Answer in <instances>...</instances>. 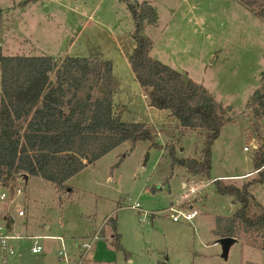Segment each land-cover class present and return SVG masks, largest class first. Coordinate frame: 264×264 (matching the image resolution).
I'll return each mask as SVG.
<instances>
[{"label": "rangeland", "instance_id": "obj_1", "mask_svg": "<svg viewBox=\"0 0 264 264\" xmlns=\"http://www.w3.org/2000/svg\"><path fill=\"white\" fill-rule=\"evenodd\" d=\"M145 1L158 14L156 25L144 29L152 40L150 55L232 108V119L211 144L209 174L194 177L172 164L167 149L140 140L131 149L125 141L101 156L69 178L65 190L38 176H22L18 181L23 193L8 209L14 231L23 238L14 242V253L0 264H65L57 256L58 241L41 237L42 250L31 253L29 236L60 235L65 246L73 248L99 228L100 236L84 264H264V249L252 243L249 233H240L224 258L212 232L217 215H231L239 206L231 196L217 192L214 181L240 187L258 176L251 158L258 140L255 119L246 102L259 86L264 68V21L236 0ZM0 11L2 54L60 59L76 51L95 55L100 50L106 56L102 59L113 55L119 78L135 93L131 107L137 108L139 90L130 82L135 80L128 66L133 21L124 0H0ZM115 42L122 50H115ZM135 110L120 112L121 119L149 123L158 131L156 141L173 144L178 157L200 158L203 137L198 130L178 127L163 110L150 108L152 116L141 111L135 116ZM259 123L264 131V121ZM262 170L263 180L248 188L255 198L247 208L250 217L264 208V166ZM134 201L140 210L130 208ZM7 203L0 201L2 216ZM189 204L196 211L190 221L171 219L170 206L185 209ZM16 209L25 215H17ZM109 217L115 218L120 234L118 249L110 238ZM258 236L259 242L264 232Z\"/></svg>", "mask_w": 264, "mask_h": 264}, {"label": "trees", "instance_id": "obj_2", "mask_svg": "<svg viewBox=\"0 0 264 264\" xmlns=\"http://www.w3.org/2000/svg\"><path fill=\"white\" fill-rule=\"evenodd\" d=\"M124 1L133 21L134 46L128 57L133 78L149 106L167 110L180 128L198 130L203 137L200 158L178 157L173 144L162 146L156 141L152 125L121 119L112 103L110 59L65 56L57 60L49 55L0 51V188L12 191L18 178L27 175L41 177L58 190L68 189L69 178L125 141L130 149L140 140L153 148L164 147L173 165L192 175L209 174L211 144L232 119V108L217 101L203 85L154 59L152 40L144 29L156 25V9L145 0ZM236 1L264 21V0ZM246 108L255 119L252 125L258 140L251 158L258 176L240 187L214 181L216 191L231 196L239 206L231 215H217L212 232L217 238L249 233L252 243L264 249V239H256L264 232V208L255 217L247 215L249 204L255 201L249 185L263 180L264 131L259 120L264 121V68ZM106 222L118 249L115 218Z\"/></svg>", "mask_w": 264, "mask_h": 264}, {"label": "built area", "instance_id": "obj_3", "mask_svg": "<svg viewBox=\"0 0 264 264\" xmlns=\"http://www.w3.org/2000/svg\"><path fill=\"white\" fill-rule=\"evenodd\" d=\"M253 147H256V143L254 141L251 142ZM244 149H248L244 147ZM21 179V178H18ZM182 185H184L182 183ZM23 193V188L20 185L19 181L13 185V190L11 191L10 187L0 188V201H7V210L6 215L0 214V262L6 263L8 257L14 253V242L23 238V236L13 229V215L12 212L9 211L8 206L14 203L16 198ZM18 204V203H17ZM19 208V207H17ZM130 208L140 210V205L138 201H134ZM17 215L23 216L24 211L22 209H16ZM170 212V217L173 221H177L180 218L190 221L194 215L196 214L195 210H188V209H177L173 206L168 208ZM2 216V218H1ZM12 222V223H11ZM99 232L96 231L91 234L89 237L80 240L79 242L75 243L76 248V257L72 258L71 254L66 249L64 240L62 236H56L55 238L59 241V248L57 250V256L60 260H62L65 264H84L85 257L92 247L94 241L98 238ZM47 237V236H44ZM32 239V244L30 246L31 253H38L42 250V246L38 243V239L41 236L33 235L29 236Z\"/></svg>", "mask_w": 264, "mask_h": 264}, {"label": "crops", "instance_id": "obj_4", "mask_svg": "<svg viewBox=\"0 0 264 264\" xmlns=\"http://www.w3.org/2000/svg\"><path fill=\"white\" fill-rule=\"evenodd\" d=\"M110 34V33H109ZM109 34H107V36L109 37ZM116 43L117 42H115V45H114V47H115V50H117V49H120V50H122L121 48H119L117 45H116ZM133 44H134V41H133ZM112 45L110 44V47H111ZM109 47V48H110ZM130 50H131V48H130ZM129 50V51H130ZM151 50H152V48H151ZM151 50H150V52H151ZM129 51H128V53H127V55L129 54ZM91 54H94V53H91ZM108 54H110V52L108 53ZM126 55V56H127ZM64 56H82V57H97V58H105L106 56L105 55H103V52L102 51H100V50H98V52H96L95 53V55H89V54H85V55H81V53H79L78 51H76L75 53H70L69 55L68 54H66V55H64ZM63 56V57H64ZM62 57V58H63ZM62 58H60V59H57V60H61ZM108 58H110V57H108ZM110 60H111V62H112V78H111V87H113V89H114V91L112 90V103H113V107L117 110V111H119V112H123L124 110H130V111H132V110H135V109H138V110H135V112H136V115L135 116H137V112L139 111H141V112H145V113H147V114H149L150 116H152V114H151V110H150V108H153V107H151V106H149L148 105V100H147V97H146V94H144V92H142L141 90H140V86L138 85V83L136 82V81H133L132 79H131V84H132V86H133V88L134 89H136V90H139V94H138V98L140 99L139 100V104H138V106H137V108H132L131 106H133V102L135 101V99H136V97H135V93H133V91L131 90V88H130V85L128 86L127 84H125L123 81H122V79H120L119 78V74H117V72H116V69H115V66H116V60L114 59V57H113V55L111 56V58H110ZM124 60V58L122 59V65L123 66H125V60ZM129 66V65H128ZM130 68V67H129ZM114 72H116V73H114ZM130 76V75H129ZM115 89H116V91H115ZM131 91H132V93H131ZM119 92H124V94L123 93H119ZM121 97H123V98H121ZM126 99V100H125ZM147 103V104H146ZM153 109H155V108H153ZM156 110H159V109H156ZM163 111H166L167 112V114H169V112L167 111V110H163ZM170 116V115H169ZM171 117V116H170ZM171 118H173V117H171ZM174 119V118H173ZM161 120V119H160ZM175 121H176V119H174ZM148 122H150V121H148ZM158 136V131L156 132V137ZM245 174H248V173H245ZM196 175H194V177H195ZM184 185H182L183 187H185L186 186V183L183 181L182 182ZM23 201V202H22ZM22 201L21 200H19V202H20V204L21 205H23L24 204V200L22 199ZM23 208H24V206H23ZM185 209H188V210H195V209H193V204H189L188 206H186L185 207ZM25 212V211H24ZM25 215V214H24ZM13 220H14V216H13ZM12 220V221H13ZM178 221V220H177ZM176 221V222H177ZM23 223V222H22ZM96 231H98L99 233H100V228L99 229H96V230H92L90 233H89V235H87V236H85V237H82L83 239H85V238H87V237H89L91 234H93L94 232H96ZM38 236H41V237H44V236H47V238H51V239H53V240H56V241H58L55 237L56 236H60V235H46V234H42V235H38ZM99 236H100V234H99ZM64 240V239H63ZM82 240V239H81ZM59 242V241H58ZM215 243V242H214ZM66 249L68 250V252L71 254V257L72 258H75L76 257V248H75V245L73 246V248L72 247H66ZM128 260H130V258H128ZM85 264H87V263H85Z\"/></svg>", "mask_w": 264, "mask_h": 264}, {"label": "water", "instance_id": "obj_5", "mask_svg": "<svg viewBox=\"0 0 264 264\" xmlns=\"http://www.w3.org/2000/svg\"><path fill=\"white\" fill-rule=\"evenodd\" d=\"M24 179L27 178V175H24L23 176ZM236 238L235 237H230V236H227V237H221V238H218L215 242L218 243L221 247V256L222 257H226L227 256V252H228V248L229 246L235 242Z\"/></svg>", "mask_w": 264, "mask_h": 264}]
</instances>
